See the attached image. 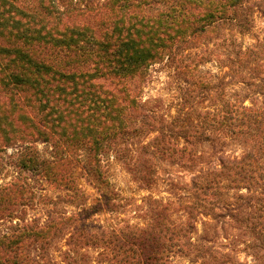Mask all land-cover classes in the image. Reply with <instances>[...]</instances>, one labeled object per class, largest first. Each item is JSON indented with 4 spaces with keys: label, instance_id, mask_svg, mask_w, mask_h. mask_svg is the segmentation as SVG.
I'll list each match as a JSON object with an SVG mask.
<instances>
[{
    "label": "trees",
    "instance_id": "trees-1",
    "mask_svg": "<svg viewBox=\"0 0 264 264\" xmlns=\"http://www.w3.org/2000/svg\"><path fill=\"white\" fill-rule=\"evenodd\" d=\"M259 16L264 0H0V171L14 150L18 174L0 186V264H264V35L238 38ZM157 65L182 81L172 123L142 103ZM107 157L144 190L158 160L194 176L186 198L138 206L143 226L105 221L130 202ZM25 172L70 199H37Z\"/></svg>",
    "mask_w": 264,
    "mask_h": 264
},
{
    "label": "rangeland",
    "instance_id": "rangeland-1",
    "mask_svg": "<svg viewBox=\"0 0 264 264\" xmlns=\"http://www.w3.org/2000/svg\"><path fill=\"white\" fill-rule=\"evenodd\" d=\"M264 35V19L260 16L257 17L253 30L246 35L239 36V41L245 47L254 44L258 38H262ZM205 72L213 71L218 73V76H222L219 70L214 65L208 64L203 68ZM179 83H182L180 79L175 75L173 70L168 69L164 65H157L152 69L151 77L148 83L145 85L142 103L148 111H155L165 117V119L172 123L173 119L177 116L180 106L182 104V92L180 90ZM203 100H201L202 102ZM192 104L188 105V108ZM207 102H203L200 108L210 107ZM38 147L43 156H46L50 152V148L47 144L38 143ZM204 151L207 147L203 148ZM15 151L10 150L5 156V170L0 171V186H4L17 178V170L14 167V155ZM107 167L109 169V179L113 186L120 192L122 197L128 202V206L122 210V214L115 216L103 215L102 220L108 221L111 217L121 218L125 222H129L134 225L143 226L145 221L141 218L138 206H142L147 198H154L163 200L164 202L176 203L179 201V197L186 198L187 192L184 190L186 186H189L194 176L193 172L183 170L180 167L170 165L168 162L158 160V171L156 174V183L150 187L149 190L140 188V185L129 173L126 167L114 159L113 157H107L105 159ZM22 181L31 187V190L36 193V198H51V199H67L71 193L52 187L43 180H39L36 175L25 172L23 173ZM76 181L84 195V203L93 205L99 198L98 190L94 184L87 178L83 177L82 169L76 170ZM70 199V198H69ZM80 202V201H78ZM76 205V204H74ZM66 208L69 212H74L76 209L71 205L65 203L61 210ZM137 211V212H136ZM36 211H29L28 218L39 214ZM182 215L180 213L173 214L171 220L179 221ZM108 223H103V227H108ZM63 248V243L59 246ZM53 258L60 261L59 253L54 250L51 251ZM93 256H97L96 251H91ZM241 261L246 262V256L241 254ZM180 264H189L188 260L178 259ZM97 264V263H95Z\"/></svg>",
    "mask_w": 264,
    "mask_h": 264
}]
</instances>
